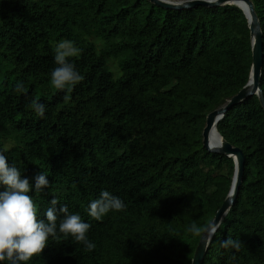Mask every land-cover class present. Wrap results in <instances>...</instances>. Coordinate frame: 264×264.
<instances>
[{
	"label": "trees",
	"instance_id": "trees-1",
	"mask_svg": "<svg viewBox=\"0 0 264 264\" xmlns=\"http://www.w3.org/2000/svg\"><path fill=\"white\" fill-rule=\"evenodd\" d=\"M261 34L264 0H250ZM71 41L83 79L70 92L50 85L55 48ZM246 19L235 4L169 9L148 0H0V153L34 184L38 219L58 200L89 223L91 252L49 237L27 264H189L226 196L232 158L205 149L206 114L247 81ZM114 69V70H113ZM17 83L24 92H16ZM67 96V99L65 97ZM45 106L40 117L31 107ZM243 153L235 197L200 264H264V110L252 93L215 123ZM11 145H5V140ZM4 186L0 184V191ZM107 190L125 207L100 221L88 205ZM57 225L64 214L57 211ZM219 221V222H220ZM241 242L239 250L221 241ZM0 264H8L2 261Z\"/></svg>",
	"mask_w": 264,
	"mask_h": 264
},
{
	"label": "clouds",
	"instance_id": "clouds-1",
	"mask_svg": "<svg viewBox=\"0 0 264 264\" xmlns=\"http://www.w3.org/2000/svg\"><path fill=\"white\" fill-rule=\"evenodd\" d=\"M79 52L80 49L71 41L65 40L57 44L54 56L57 66L50 77L52 88L70 92L83 79L71 62ZM15 91L24 92L22 84L17 83ZM31 107L38 116H44L43 104L33 100ZM33 179L34 184L30 183L29 178L22 176L17 167L10 166L6 156L0 153V184L4 186V190L0 191V262L27 264L34 256L43 252L50 236L59 239L58 232L64 238L71 237L76 243L82 244L86 251L94 250L96 245L86 236L91 225L83 222L79 214H69L67 205L57 209L56 198L50 201L52 207L45 212L46 221L38 219L37 205L29 193L33 190L41 193L49 187L50 182L42 172H38ZM124 207V202L119 197L104 190L88 205V215L100 221L109 211H121ZM57 211L64 214L59 225ZM221 223L222 221L198 226L194 222L186 230L195 237L203 236L207 247ZM240 245V241L231 237L221 241L224 249L239 250Z\"/></svg>",
	"mask_w": 264,
	"mask_h": 264
},
{
	"label": "water",
	"instance_id": "water-1",
	"mask_svg": "<svg viewBox=\"0 0 264 264\" xmlns=\"http://www.w3.org/2000/svg\"><path fill=\"white\" fill-rule=\"evenodd\" d=\"M153 4L169 9H182L190 8L195 5L201 6H217L221 4H235L238 6L247 22L248 31L250 35V52L251 62L249 68V75L246 83L233 95H231L227 101L220 107L209 111L204 120V125L201 130V143L202 146L211 152L223 153L232 158L233 172L231 177L230 186L224 199L219 207L215 210L212 220L207 224L210 225L215 222H219L222 215L226 212L229 205L232 203L233 198L238 189L240 183V177L243 166V153L230 143L220 138V142L217 144L210 143L208 139V132L212 126L218 121L222 114L245 96L255 93L258 95L260 105L264 110V100L259 89V70L262 62V47H261V34L259 30V24L256 14L253 10L250 0H148ZM239 3H243L240 5ZM215 127V126H214ZM218 134V133H217ZM205 250L204 237H199L195 249L192 253L189 264H200Z\"/></svg>",
	"mask_w": 264,
	"mask_h": 264
},
{
	"label": "bare ground",
	"instance_id": "bare-ground-1",
	"mask_svg": "<svg viewBox=\"0 0 264 264\" xmlns=\"http://www.w3.org/2000/svg\"><path fill=\"white\" fill-rule=\"evenodd\" d=\"M239 4L244 6L243 3H239ZM208 139L210 143L217 144L220 142V138L218 137V134L214 126H212L208 132Z\"/></svg>",
	"mask_w": 264,
	"mask_h": 264
},
{
	"label": "rangeland",
	"instance_id": "rangeland-1",
	"mask_svg": "<svg viewBox=\"0 0 264 264\" xmlns=\"http://www.w3.org/2000/svg\"><path fill=\"white\" fill-rule=\"evenodd\" d=\"M114 70V69H113ZM5 145L9 146L11 145V143L9 141H7V139L5 140Z\"/></svg>",
	"mask_w": 264,
	"mask_h": 264
}]
</instances>
